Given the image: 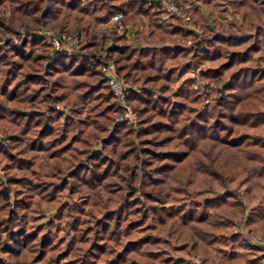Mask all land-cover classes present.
<instances>
[{"label": "trees", "instance_id": "obj_1", "mask_svg": "<svg viewBox=\"0 0 264 264\" xmlns=\"http://www.w3.org/2000/svg\"><path fill=\"white\" fill-rule=\"evenodd\" d=\"M85 1L0 0L9 5L0 19V166L14 194L11 203L0 185V264H264V248L240 228L264 239V0H239L238 32L210 11L217 0H190L209 10L201 36L178 16L159 21L142 0ZM120 10L148 28L136 33L139 46L99 38L97 24ZM43 29L83 31L89 42L82 56L52 60ZM173 35L191 42L153 44ZM101 51L137 86L126 95L133 126L112 123L120 108ZM194 70L201 90L185 77ZM51 103L69 113L45 114ZM67 193L76 201H63ZM50 209L55 222L39 223ZM67 219L68 239L59 235Z\"/></svg>", "mask_w": 264, "mask_h": 264}, {"label": "rangeland", "instance_id": "obj_2", "mask_svg": "<svg viewBox=\"0 0 264 264\" xmlns=\"http://www.w3.org/2000/svg\"><path fill=\"white\" fill-rule=\"evenodd\" d=\"M126 1H128V0H126ZM180 1L184 5H186V8H189V10H190L189 13H190L191 18L199 26V28H200V34H199V36L205 34V32L207 31L206 30L207 25L209 27H211L210 17L208 15L209 10L207 9V7H205L204 5H202L200 3H197V2L191 3L190 0H180ZM81 2L82 3H85L86 1L85 0H81ZM238 2H239V0H217V2L215 4L210 5V7H211V10L210 11H212L213 15L216 17V19L219 21V23L223 26V28L236 30L237 32L239 31V29L237 27L238 26V22H237L238 21L237 20L238 15H237V13L235 11V8H236ZM199 6L202 7V9ZM194 7H197V8L200 9V11L202 12L203 17L205 19H203V20L196 19V12H194V11L192 12V9L194 10ZM156 14H157V18L161 22H164V21L174 22L171 19V17L161 18L160 15L157 12H156ZM8 17H9V5L8 4H5V5H3V6L0 7V19L5 20V22H7ZM110 18H108L105 22H100V23L97 24V26L99 28V32L101 34V35H98V36H99V38L103 36V40L105 42V46H107V45H109L111 43L112 38H114L116 36H122V41L120 42V45L125 46L126 48L136 47V45L137 46L140 45V42H139V40L136 37V33L137 32H142V34H144L146 37H147V35L149 33V30H148V28L146 26L144 27L141 24H133L130 21L124 22L123 18H122V21H123V24H124V28L119 33V32L116 31V28H115L114 24H112V23L109 22V19ZM144 22L146 23L147 21L144 20ZM175 22L177 23L178 21H175ZM178 23L182 26V21L179 20ZM23 31H24L23 29H20V33L23 32ZM53 31H55V30H50V29L45 30V29H43V30H41L39 32V34L41 36H43V34L44 33H47V32H49V33H55ZM78 34H80L82 36V45L80 47V49H81L84 46V44H86V43L89 42V40L87 39V37L85 36V33L83 31H81ZM21 35H23V33ZM5 38H6V36H4V35L1 36L0 37V43ZM19 38L20 37H18V36H14V35L12 36V40L15 41V42H17L19 40ZM187 41H190L191 42V40L188 39V38H183L180 35H173V36L167 37V40L165 42H155L153 44L154 45H157V46H160V45L167 46V45H174V44L175 45H188ZM103 52L106 53L105 51H101V53H103ZM96 54H98V53H96ZM96 54H95V56H96ZM251 63L252 64H255L256 63V57H254V56L252 57ZM260 66L264 67V62H261L260 63ZM185 77H194V78H197V81L195 82L194 88H198L200 90L204 88V82H201V80L198 79L196 70L187 73L185 75ZM204 102H205V99H204ZM53 105H58L60 107V109H61L59 111L62 114H68L69 113V107L68 106H63V105L55 104V103H53ZM47 106L43 108V112L45 114L47 113V110H48ZM4 136H5V133H0V138H3ZM39 162L40 161H37L36 164H35V169L37 171L39 170ZM0 185L3 186V187L4 186L5 187H8V189H9V196H10V202L12 203V200L14 198V196H13L14 195L13 194V189L11 187H9V184H8L7 178H6V173H5V171H3V169L1 168V166H0ZM241 194H242V192H240V195ZM62 200L65 201V202H74V201H76V195L70 196V194L67 193V194H65L63 196V199ZM54 214H55V210H53V209L44 210L42 212V214H41V218L39 220V223L47 222L49 220L55 222V216H54ZM147 224H150V222L148 221ZM64 226H65L64 229L59 232V235H64L66 237V239H68L71 236V234H72L71 228H70V219H67L66 220ZM61 248L63 249L64 248V245H61ZM185 258L187 260H189V257L186 256ZM35 264H39V263L36 262Z\"/></svg>", "mask_w": 264, "mask_h": 264}, {"label": "built area", "instance_id": "obj_3", "mask_svg": "<svg viewBox=\"0 0 264 264\" xmlns=\"http://www.w3.org/2000/svg\"><path fill=\"white\" fill-rule=\"evenodd\" d=\"M147 5L154 7L155 11L160 15L161 18L178 16L183 27L200 34L199 26L193 21L190 13L186 11V5L180 0H142ZM123 10L116 12L110 19L109 22L114 24L116 31L121 32L124 28L122 21ZM43 36L51 44L53 50L50 54V58L53 60L57 54L65 53L75 58L82 56L80 47L82 45V36L80 34L66 35V34H55V33H44ZM189 44L190 41H187ZM96 59L100 63V72L104 77L106 84L108 85L111 93L115 97V100L119 106V111L113 113V124H119L127 122L134 125L136 122V112L131 105L126 101V95L129 90H137V86L128 84L125 79L118 73L115 62L106 54H96ZM47 108H55L61 110L58 105L48 104ZM247 240L251 243L260 245L264 248V239L260 235H256L253 231L247 230L244 227H240ZM190 261L200 263L199 259L189 257Z\"/></svg>", "mask_w": 264, "mask_h": 264}, {"label": "crops", "instance_id": "obj_4", "mask_svg": "<svg viewBox=\"0 0 264 264\" xmlns=\"http://www.w3.org/2000/svg\"><path fill=\"white\" fill-rule=\"evenodd\" d=\"M200 7V6H199ZM202 9V7H200ZM137 46V45H136ZM255 57V56H254ZM188 257H192V256H188Z\"/></svg>", "mask_w": 264, "mask_h": 264}, {"label": "water", "instance_id": "obj_5", "mask_svg": "<svg viewBox=\"0 0 264 264\" xmlns=\"http://www.w3.org/2000/svg\"><path fill=\"white\" fill-rule=\"evenodd\" d=\"M130 126H132L131 124H129Z\"/></svg>", "mask_w": 264, "mask_h": 264}]
</instances>
